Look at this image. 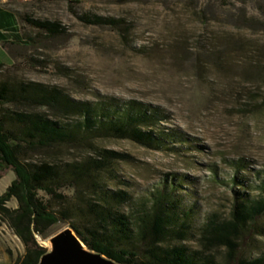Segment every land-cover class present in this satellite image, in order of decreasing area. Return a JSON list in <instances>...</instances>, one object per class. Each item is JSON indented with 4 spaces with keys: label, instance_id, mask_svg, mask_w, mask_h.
<instances>
[{
    "label": "rangeland",
    "instance_id": "374dc122",
    "mask_svg": "<svg viewBox=\"0 0 264 264\" xmlns=\"http://www.w3.org/2000/svg\"><path fill=\"white\" fill-rule=\"evenodd\" d=\"M11 7L32 41L15 61L0 47V65L7 66L0 82H39L80 101L113 98L158 111L165 119L157 133L174 135L171 150L117 139L93 145L129 156L116 171L134 196L176 178L184 181L181 192L198 224L210 213L228 217L239 190L238 164L264 168V0H32ZM84 14L115 24H86L79 19ZM24 16L59 21L65 31L49 37L24 23ZM7 27L1 24L0 34ZM90 154L84 144L57 152L63 161ZM14 179L11 168L0 172V196ZM8 206L15 208L16 201ZM69 226L60 221L38 237L40 245L52 251L49 239ZM262 250L264 236L245 235L238 257ZM24 252L0 221V264H15ZM224 255L216 252L219 259Z\"/></svg>",
    "mask_w": 264,
    "mask_h": 264
},
{
    "label": "trees",
    "instance_id": "16d2710c",
    "mask_svg": "<svg viewBox=\"0 0 264 264\" xmlns=\"http://www.w3.org/2000/svg\"><path fill=\"white\" fill-rule=\"evenodd\" d=\"M79 19L90 25L115 24L92 14ZM22 21L49 37L65 31L56 20L24 16ZM20 30L24 41L31 42L26 28ZM163 119L136 102L80 101L55 86L1 81L0 172L11 168L15 179L0 196V221L25 247L15 264H39L48 249L38 237L60 221L69 223L88 250L117 264H264V250L238 257L245 235L264 236V168L254 171L239 163L234 178L239 190L228 217L210 213L200 225L195 207L181 192L183 180H165L136 197L116 171L117 163L129 156L93 145L117 139L171 150L168 141L174 135L157 133ZM83 144L91 148L86 157L63 161L57 156L61 148ZM13 200L17 206L10 208ZM220 250L225 251L221 259L216 256Z\"/></svg>",
    "mask_w": 264,
    "mask_h": 264
},
{
    "label": "water",
    "instance_id": "95a60500",
    "mask_svg": "<svg viewBox=\"0 0 264 264\" xmlns=\"http://www.w3.org/2000/svg\"><path fill=\"white\" fill-rule=\"evenodd\" d=\"M52 251L39 264H117L105 256L90 251L69 226L51 238Z\"/></svg>",
    "mask_w": 264,
    "mask_h": 264
},
{
    "label": "crops",
    "instance_id": "0c3cea01",
    "mask_svg": "<svg viewBox=\"0 0 264 264\" xmlns=\"http://www.w3.org/2000/svg\"><path fill=\"white\" fill-rule=\"evenodd\" d=\"M19 1L27 2L32 0H0V25L4 23L10 25V27L5 29V32L0 34V47L5 51L6 55L13 58V61H15L19 52L26 45L20 30L21 24L18 13L11 7L13 2ZM9 30H12L14 35Z\"/></svg>",
    "mask_w": 264,
    "mask_h": 264
},
{
    "label": "bare ground",
    "instance_id": "6f19581e",
    "mask_svg": "<svg viewBox=\"0 0 264 264\" xmlns=\"http://www.w3.org/2000/svg\"><path fill=\"white\" fill-rule=\"evenodd\" d=\"M49 249H51L52 248V241H51V238L49 239ZM46 244H48V243H46Z\"/></svg>",
    "mask_w": 264,
    "mask_h": 264
}]
</instances>
